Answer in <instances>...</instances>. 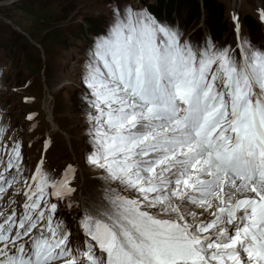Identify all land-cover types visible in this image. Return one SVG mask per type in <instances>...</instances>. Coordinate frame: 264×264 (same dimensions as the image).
<instances>
[{
  "label": "snow or ice",
  "instance_id": "6c2138e0",
  "mask_svg": "<svg viewBox=\"0 0 264 264\" xmlns=\"http://www.w3.org/2000/svg\"><path fill=\"white\" fill-rule=\"evenodd\" d=\"M109 7L83 78L104 206L77 239L76 169H29L0 127V264H264V50Z\"/></svg>",
  "mask_w": 264,
  "mask_h": 264
},
{
  "label": "rangeland",
  "instance_id": "374dc122",
  "mask_svg": "<svg viewBox=\"0 0 264 264\" xmlns=\"http://www.w3.org/2000/svg\"><path fill=\"white\" fill-rule=\"evenodd\" d=\"M161 2L168 7L163 21L178 26L194 44L212 40L235 51L239 25V36L264 50V0H0V127L7 130L5 143L14 138L22 143L29 169L41 159L57 179L68 165L76 169L72 200L79 208L69 211L61 203L59 215L77 239L76 218L104 206L105 184L87 159L93 145L83 78L91 50L110 22L109 5L149 11ZM205 4L221 12V24L228 27L215 39L206 24ZM197 6L198 16L191 17L190 7Z\"/></svg>",
  "mask_w": 264,
  "mask_h": 264
},
{
  "label": "trees",
  "instance_id": "16d2710c",
  "mask_svg": "<svg viewBox=\"0 0 264 264\" xmlns=\"http://www.w3.org/2000/svg\"><path fill=\"white\" fill-rule=\"evenodd\" d=\"M206 12V24L208 27V31L211 37L214 39L217 38V36L221 32H226L227 26L224 24H221V12H217L215 9L211 8L208 9V5H204ZM168 9L167 4L161 2L160 8H150V13H152L157 19L163 21L162 19V11ZM191 17L198 16L199 9L198 6L196 8L190 7ZM194 12V13H192ZM170 14V10H168V15Z\"/></svg>",
  "mask_w": 264,
  "mask_h": 264
},
{
  "label": "bare ground",
  "instance_id": "6f19581e",
  "mask_svg": "<svg viewBox=\"0 0 264 264\" xmlns=\"http://www.w3.org/2000/svg\"><path fill=\"white\" fill-rule=\"evenodd\" d=\"M85 204H86V203H85ZM86 206H88V207H92V204L87 203ZM86 206H85V207H86ZM98 208H100V207H98ZM98 208H96V209L94 208V209H95V212H96V210H97ZM95 212H94V213H95Z\"/></svg>",
  "mask_w": 264,
  "mask_h": 264
}]
</instances>
